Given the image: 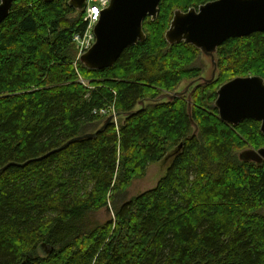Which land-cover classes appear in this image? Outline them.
<instances>
[{"label": "trees", "instance_id": "obj_1", "mask_svg": "<svg viewBox=\"0 0 264 264\" xmlns=\"http://www.w3.org/2000/svg\"><path fill=\"white\" fill-rule=\"evenodd\" d=\"M69 1L14 0L0 25V264H264V163L238 155L264 147L261 123L226 124L215 106L227 82L264 79V32L224 42L201 82V51L166 33L176 11L216 0H163L145 42L89 70L74 40L89 23ZM173 148L157 185L128 198Z\"/></svg>", "mask_w": 264, "mask_h": 264}, {"label": "water", "instance_id": "obj_2", "mask_svg": "<svg viewBox=\"0 0 264 264\" xmlns=\"http://www.w3.org/2000/svg\"><path fill=\"white\" fill-rule=\"evenodd\" d=\"M44 1L52 3L55 0ZM162 1L111 0L94 28L96 42L80 58V62L89 70L113 67L127 48L146 41L143 24L148 18L153 21L157 19ZM13 2L0 0V25L9 16ZM69 5L75 10L84 11L87 0H70ZM257 32H264V0H216L198 10L176 11L166 33V40L170 45L183 42L191 44L211 60L214 68L211 79L202 80L208 83L216 77L217 49L231 38L246 37ZM189 88L183 93H187ZM181 94H165L155 102L173 100ZM216 107L220 119L226 124L237 126L244 120L252 119L261 123L264 135L263 78L240 77L227 82L218 91ZM113 120L114 116H110L97 132L72 139L52 153L66 149L73 143L96 138ZM240 159L261 165L264 163V148L246 150L240 154Z\"/></svg>", "mask_w": 264, "mask_h": 264}, {"label": "rangeland", "instance_id": "obj_3", "mask_svg": "<svg viewBox=\"0 0 264 264\" xmlns=\"http://www.w3.org/2000/svg\"><path fill=\"white\" fill-rule=\"evenodd\" d=\"M198 10V9H196ZM174 18V17H173ZM173 21V20H172ZM172 23V22H171ZM93 31V30H92ZM90 33L88 34V36H86L84 39L82 40H75V43L77 45V59H76V62H75V65H77L78 62H80V58L86 53V51H83V49H85V47H87L88 45V42H89V39H90ZM96 42V40H95ZM199 50V49H198ZM202 53V52H201ZM199 63L201 66L204 67L205 71L202 75V78L200 79L201 82H203L202 80L205 79V80H210L211 76H212V73H213V66H212V62L209 58H207L203 53H202V57L201 59L199 60ZM217 65V63H216ZM218 69V68H217ZM250 77V76H248ZM237 78H240V77H237ZM81 81H83L86 85L87 84V81H85L84 79H81ZM194 85V83H190L188 81H185L183 82L178 88H177V92H184L188 87ZM89 86V85H88ZM223 86V85H222ZM221 88V87H220ZM219 88V89H220ZM219 91V90H218ZM217 95H218V92H217ZM218 99V98H217ZM166 101V100H165ZM217 102V101H216ZM215 106H216V103H215ZM103 114H106V113H103ZM118 115V114H117ZM114 115V121L118 123V116ZM109 117V116H108ZM124 121V119H123ZM122 122V121H121ZM246 148H243L241 149L239 152H238V155L240 157V154L246 150H259L253 146H251L250 144L246 143ZM264 148V147H262ZM257 149V150H256ZM261 149V148H260ZM177 149L173 148L171 151H170V154H171V157L170 159H167V160H163L157 164H153L151 165L148 169H147V172L145 174V176H142V177H139V178H136L132 181L131 185L129 186V189H128V192H129V196L128 198H133V197H136L146 191H149L151 190L152 188H154L157 183L159 182V180L164 177V175L166 174L167 172V169L168 167L170 166V163H171V160L172 158V155L176 152ZM112 215L111 211H103L100 215H99V219L100 221L104 222L108 219V217Z\"/></svg>", "mask_w": 264, "mask_h": 264}, {"label": "built area", "instance_id": "obj_4", "mask_svg": "<svg viewBox=\"0 0 264 264\" xmlns=\"http://www.w3.org/2000/svg\"><path fill=\"white\" fill-rule=\"evenodd\" d=\"M111 0H87V5L85 11V21L89 23V28L87 33L83 38L79 36L75 37L74 40H82L90 33V39L87 47L83 51H89L95 44L94 28L101 18V13L108 8ZM93 30V31H92ZM83 82V81H82ZM84 83V82H83ZM106 113V112H103Z\"/></svg>", "mask_w": 264, "mask_h": 264}, {"label": "flooded vegetation", "instance_id": "obj_5", "mask_svg": "<svg viewBox=\"0 0 264 264\" xmlns=\"http://www.w3.org/2000/svg\"><path fill=\"white\" fill-rule=\"evenodd\" d=\"M185 92V91H184Z\"/></svg>", "mask_w": 264, "mask_h": 264}]
</instances>
